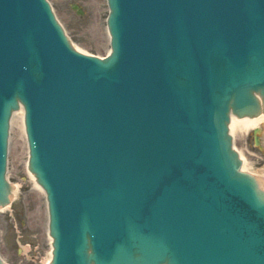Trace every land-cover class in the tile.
<instances>
[{"label":"water","instance_id":"1","mask_svg":"<svg viewBox=\"0 0 264 264\" xmlns=\"http://www.w3.org/2000/svg\"><path fill=\"white\" fill-rule=\"evenodd\" d=\"M108 2L102 60L46 0H0V208L23 106L51 264H264V186L229 134L263 116L264 0Z\"/></svg>","mask_w":264,"mask_h":264},{"label":"rangeland","instance_id":"2","mask_svg":"<svg viewBox=\"0 0 264 264\" xmlns=\"http://www.w3.org/2000/svg\"><path fill=\"white\" fill-rule=\"evenodd\" d=\"M49 2L74 47L100 57L110 52L107 0ZM16 119L18 121L11 126L9 181L17 194L10 207L0 210V253L7 264H49L52 238L48 228L46 195L28 170V143L18 124L21 116ZM259 129L258 144L254 129L242 136L233 134V138L234 147L244 158L246 169L263 176L264 127Z\"/></svg>","mask_w":264,"mask_h":264},{"label":"bare ground","instance_id":"3","mask_svg":"<svg viewBox=\"0 0 264 264\" xmlns=\"http://www.w3.org/2000/svg\"><path fill=\"white\" fill-rule=\"evenodd\" d=\"M81 51V50H80ZM83 52V51H81ZM24 111L23 109H21L20 112L17 113V115L14 117V119L12 120L11 124H14V122H17L18 120L16 119L18 115L21 116V120L19 121L20 123L19 126L22 128V130L24 131ZM261 114L263 116H255V117H243V118H238L234 115L231 116V121H230V130H231V134H236L238 136H242L243 134H246L248 132H250L251 130L255 129V128H259V127H264V112H261ZM241 158L243 160V162H245L244 158L241 155ZM243 170L244 171H248L246 169L245 164L243 165ZM249 172V171H248ZM259 179L261 180L262 185L264 186V174L263 176L258 175ZM39 189H41L39 187ZM17 194V190L15 187L12 188V193L11 196L12 198H14ZM51 261V260H50Z\"/></svg>","mask_w":264,"mask_h":264}]
</instances>
